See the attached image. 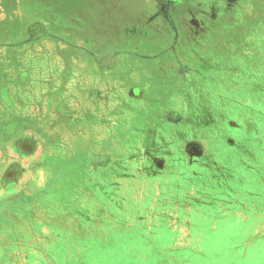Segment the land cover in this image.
<instances>
[{
  "label": "rangeland",
  "instance_id": "374dc122",
  "mask_svg": "<svg viewBox=\"0 0 264 264\" xmlns=\"http://www.w3.org/2000/svg\"><path fill=\"white\" fill-rule=\"evenodd\" d=\"M39 2L40 10L37 12L39 19L36 21L40 22L38 24L41 25L42 32L46 30V33H50L49 36H51L19 50L5 45L22 42L28 35L27 23L32 20L26 19L23 11L18 12L14 9L3 12L0 6V29L8 31L3 33L0 30V73L1 70L7 69L10 74H15L17 68L27 69V67L10 66L7 68V63L16 65L23 61L28 62L30 66L28 68L31 71L34 70L35 74L43 80L35 87L42 93L49 91L48 86H52L55 76L60 81L66 74L70 75L63 67L66 58L78 59L86 55V52L78 50L70 52L69 47L59 39V37L74 38L70 37L64 29L65 23L70 20L65 18L69 14L68 9L73 10L77 5H83L85 7L83 14L88 24L100 25L101 33L98 32L93 36L97 39L98 46L109 48L122 46L124 39L135 42L138 37L124 30L123 25L119 35L110 34L109 27L106 25L111 23L113 18L119 19L120 24L129 18V24L132 21L131 16H137L147 7L146 5H153L145 0H139L138 3L132 0H39ZM49 4L57 7L58 18H48L50 13L46 5ZM218 4L216 10H212V13L220 14L216 23L213 21L211 22L215 24L203 23L201 28H195L187 36L190 47L196 48L189 55L193 61L187 58L188 61L184 65L172 64L168 68L161 67L160 63L165 60L164 55L167 53L161 54L160 58L152 59L131 57L133 58L131 68L134 66L135 75L143 79L140 82L146 81L147 84L155 86L163 80L161 86L165 88L162 90V96L150 103L148 111L150 113L146 116V120L136 121L137 125H142L138 126L143 128L142 134L149 133L147 154L145 148L139 144L138 151L142 155L139 160L141 161L139 165L131 167L128 176L112 175L111 178L107 176L104 178L101 171L103 168L114 167L119 159L123 160L126 157L121 147L112 144L114 133L108 130L110 127L119 125L115 122L117 117L110 116L114 119L111 124L107 123L108 115H104V122L99 119L98 124L97 119L94 122L88 120L89 124H86L85 118L80 121L82 106L79 95L73 98L72 103V111L78 116H69L70 110L66 112L62 108L64 105L62 96L66 94V88L62 82H58L61 85L57 89L58 103L62 104V107H58L60 111L54 117L55 120L54 118L51 120L54 124L48 127L47 121L46 130L27 132L29 139L25 135L22 136L20 131L14 133L3 127L0 106V264H207L209 260L216 261L184 257L176 253L175 250L179 247L192 246L189 238L191 229L187 228L190 220L182 222L183 217L176 206L177 196H172L169 189L176 188L177 171L172 172L171 167L176 159L174 157L176 149L171 136H175V126L181 128L177 120V116L181 113L177 108V97L183 93L185 78L189 81L188 84L186 83L188 87H185V90L187 89L185 93L194 89L198 90L197 85L202 78L198 75L202 71L209 70L210 65L214 64L215 51L223 50L225 45L231 42L232 37H239L242 32L240 29L252 28V24H255L258 19L261 20L264 13V0H242L235 8L224 5L223 0H218ZM133 8V11L130 10ZM140 20L139 17L136 19L137 26ZM158 23L163 26L162 30L168 31L164 24ZM112 24L118 25L119 21ZM155 28L157 31L146 38L149 42L151 40L153 42L150 45L147 44V48L152 46L150 51L154 44L160 45L157 43L158 38L163 41L169 38L167 33L160 34L158 26ZM170 34L172 35V32ZM4 46L5 49H3ZM179 53L185 52L180 50ZM175 56L177 57L176 52L166 55L169 60H173ZM89 57L92 58V56ZM97 57L111 59L109 54L102 52ZM49 59L57 60V66L48 67ZM241 60L243 59L233 58L230 62L239 64ZM41 62L42 66L38 68ZM43 64L47 66L43 67ZM249 64L252 66L253 63ZM258 66L253 64L254 69ZM81 68L83 67L77 69ZM77 71L79 74L82 72V70ZM217 74L221 75L222 72L218 71ZM239 83L240 90L253 87V82L250 86L246 84L243 73ZM258 88L259 86H256V90ZM261 89L262 86L259 92L255 90L258 98L263 92ZM70 93L67 92L69 98ZM155 95H158L157 92ZM221 95L227 96L226 93ZM220 108L221 105L218 109ZM142 109L144 110L143 107ZM51 121L49 120L52 124ZM82 122H85L84 126H81ZM162 125V128L166 129L163 130L165 133L161 132L162 135H160L159 127ZM20 141L22 146L17 149L14 144ZM83 156L89 159L88 165L84 166L88 171H82L83 167L80 168L78 164ZM143 158L147 159L143 160ZM155 158H161L163 161L157 163ZM73 165L76 170L69 172L72 171ZM172 174L174 178H171ZM248 177L251 186L264 187V174L258 175L262 182L256 181L257 179L252 175ZM94 182L102 185L104 183L107 185L108 182L109 185L105 187L108 192L112 191L111 184H113L114 193L111 192L103 196L104 200H100V193L93 188ZM254 196L250 195L252 198ZM252 198H250V204ZM118 200L124 201L123 206L125 205L119 212L120 215L125 214V211L127 215L119 217L117 212L110 211L112 203ZM156 200H163L172 205L159 208ZM251 207L254 208V205L252 204ZM138 208L141 209L138 210ZM140 219L146 223L151 219H157L171 227L173 231H176V227L180 224L187 225L181 227L180 243L178 239L176 240V233L173 234L174 242L169 241L166 233L161 237L162 241H147L150 236L141 241L136 236H130L132 231L140 229L136 227V220ZM146 226L148 230L152 229L149 225ZM142 231L145 234L144 228ZM258 236H264V224L260 227ZM263 252L264 247L261 245L258 253ZM249 253H251L250 250L242 253L243 258L236 257L227 261L230 264H247L246 262L264 264V253L260 263H252L255 259H251Z\"/></svg>",
  "mask_w": 264,
  "mask_h": 264
},
{
  "label": "trees",
  "instance_id": "16d2710c",
  "mask_svg": "<svg viewBox=\"0 0 264 264\" xmlns=\"http://www.w3.org/2000/svg\"><path fill=\"white\" fill-rule=\"evenodd\" d=\"M261 18L264 22V13ZM261 20L258 19L255 24H252V28L240 29L242 32L239 37H232L231 42H228V45L226 44L223 50L215 51L213 57L214 64L210 65L211 67L209 70L202 71L204 73L201 72L198 75L199 78L202 76L199 80L200 84L197 85L198 90L194 89L190 90L191 92L187 91V93H185L187 90H185V87H188L187 84L189 81L187 78L184 80L185 84L182 99H186L189 102V112L183 114L182 117H180L181 113L177 116V120L180 119L181 121L183 119L181 123H178L181 128L175 126V136H171L176 149L174 155L176 159L173 161L171 167L172 172L175 170L177 171V174L175 176L176 188L174 187V189L172 187V189H169V193L172 196H177L176 206L180 215L183 217L182 222H188V220H190L189 225L186 223L183 225L180 224L176 227V231H173L170 229L171 227L169 228L168 225H165L157 219H151L148 223L140 219L139 221L136 220V227H140V229L137 231L135 230L134 232L132 231V235L130 236H136L141 241L150 236L147 241L158 242L162 241L161 237L164 233H166L169 236V241L174 242L173 234L176 233V240L178 239L177 241L180 243L179 236L181 234V227L187 225V228L189 227V229H191L189 238L191 239L192 246H184V248L179 247L176 249V253L181 256L216 260L215 262L209 260L207 264H230L227 260H231L236 257L243 258L242 253L250 250L251 253L249 254L252 257L251 259H255L252 263H260V258L264 252L259 254L258 251L260 250L261 245L264 247V236L259 237L258 235H260V227L264 224V195H262V199H260L257 205L258 209H253L251 207L252 204L256 205L253 202L249 204V213L252 218L254 216H258V214L262 218V220L258 222V225L254 222H249L240 226L236 224L237 222L235 220L232 224H230L231 222L227 223L228 225H224L222 222L218 223L217 226H213L212 233L207 231L204 226L201 227L196 225L195 222H193L192 217L194 213L198 212L197 209H200L201 206L205 207V204H214L213 209L215 210L212 212L213 219H217L219 222L223 221L225 212L224 208L223 210L221 209L220 211H216V206L218 204L216 201H230L234 203L240 199L239 196L229 194L221 187L218 188V186L212 183V180H209L207 177L203 178V175H206V172H210V169L201 168L198 169L200 171L198 174L192 173L193 171H191L190 174L183 176L181 172L184 170V164L181 162L183 158L180 139L184 137L188 140L192 138L193 135L202 134L209 143L206 147V155L208 159L210 156L215 155L218 158L225 155H229L232 158L236 155H244L253 163L263 164L260 168L254 166L252 163H249V167L244 168V171L246 172L244 177L252 175L255 179L258 178V182L259 180L262 182L256 173V169L264 173V23H261ZM243 23L245 24V21ZM233 58H241L243 60H241L239 64L235 62L231 63L230 60ZM249 63L258 64L259 66L257 69H254L253 64L250 66ZM218 71H221L222 74L218 75ZM242 73L245 76L246 84L248 86H250V83L253 82L252 88L248 87V89H238ZM256 86H259L258 90H256ZM261 86V91L263 92L260 93L258 98L255 92H259ZM222 93H226L227 96L221 95ZM179 95L180 93L178 96ZM180 97H177L178 102L175 101L177 102V105L180 104ZM212 98H214V100H212ZM183 102L186 106L184 100ZM218 105H221L220 109H218ZM122 114L115 115L117 117L115 122L119 125L117 127H110L108 130L109 132L113 131L112 133H114L112 139L114 142H112V144L121 147V151L126 155V157H128V159L124 157L125 159H119L114 167L101 169L104 178L106 176L111 178L112 175H119L120 177L128 176V172H130L131 167L133 168L136 164L139 165L141 161L139 160L142 156L138 151L140 149L139 144L145 148V152L147 154L149 133L145 132L142 134L143 128L138 127L142 125H137L136 121H145L146 116L149 113L144 112L143 110L142 113ZM225 119H229L232 122L236 121L234 123L238 125L237 128L232 127L230 130L231 126L228 125L221 128L219 125L210 124L214 122L220 123ZM198 126H201V129H198ZM162 127L163 125L159 127L160 135H162L161 132L165 133L163 130L166 128ZM223 139H226L225 142L230 144L228 145L229 147L227 149L229 151L227 152L221 148L224 146L219 144V142ZM192 144L193 143H189L187 145L192 146ZM231 145H233L232 149H230ZM136 150L138 152H136ZM144 159L147 158H143V160ZM155 159L157 160L155 161L157 163H161L163 161L161 158ZM79 161L80 162L78 164L80 168L83 167L82 171H88L85 170L84 167L89 163L87 156H83V159ZM251 165L254 166V169H251ZM71 168L72 171L68 170L69 172H74L76 170L74 165ZM227 170L230 173L235 171L233 168ZM217 171H220V169H217ZM217 171L213 172L212 177L216 176L215 174ZM171 178H174L173 174ZM107 185H109L108 182ZM107 185L105 183L103 185L98 182L93 183V186L95 187H92L101 195L100 200H104L103 196L109 195L111 192L114 193V185L111 184V192L105 190ZM248 187L252 188L255 186H251L249 181ZM260 188L264 191V187L260 186ZM250 195L252 194L248 195L249 203L250 198H252ZM235 197L237 198L234 199ZM63 203H65V201ZM123 204L124 201L118 200L117 202L112 203V206H110L109 209L112 212H117L119 217H122L123 215H127L126 211L123 215H120L119 213L124 209L125 205L123 206ZM156 204L159 208L162 206L168 207V205H172V203H167L166 201L163 202V200L157 201ZM140 209L141 208H138V210ZM146 225H149L152 229L148 230ZM142 228L146 231L145 234L143 233ZM183 243L186 244L185 242ZM246 263L250 264L248 262Z\"/></svg>",
  "mask_w": 264,
  "mask_h": 264
},
{
  "label": "crops",
  "instance_id": "0c3cea01",
  "mask_svg": "<svg viewBox=\"0 0 264 264\" xmlns=\"http://www.w3.org/2000/svg\"><path fill=\"white\" fill-rule=\"evenodd\" d=\"M119 1V0H117ZM137 1L139 0H132ZM149 4H153V0H145ZM191 4H198L203 1H211V0H188ZM218 1V0H217ZM188 2V3H189ZM44 5V4H43ZM0 6L2 11L4 12L9 10H17L23 11L25 13L26 19H31L30 23H27V37H25L22 42L14 43V45H5L9 47H15L17 50L24 49L29 45H34L39 43L44 38H49L48 33H43L41 35V31L35 32L36 29H41V25L38 20V14L40 10V2L39 0H0ZM126 6L128 4L126 3ZM142 9L141 12L137 15V17L141 18L140 26H133V29L130 31L132 35L138 36L135 39V42H129L128 39H124V44L122 46H112L109 48H102L101 45L98 46L97 44H90L91 41L88 39L85 41L83 37L76 38L73 34H68L70 37L74 38H65L64 44L67 46L68 42H73L72 47L68 49L70 52L73 50H78L80 52H86L85 57L73 59V58H66L64 61L63 67L66 68V72L70 75H65L62 77L63 79L58 81L57 76L54 77V83L48 86V92H40L36 90V84L42 83L43 80L37 76L34 70H30L28 67L29 63H7L6 67H27V69L19 70L15 74H10L9 71L6 69L4 71L1 70L0 73V106H1V120L3 122V127L8 130L16 133L20 131L22 136L29 137L30 131H41L46 130L48 121L49 126L53 125V118L59 113L58 107H62V104L58 103L57 98V89L58 86L61 85L58 82H62L63 86L66 88V94L62 96L64 99V105L62 108L66 110H70L69 116L77 115L74 111H72V103L73 98L78 97L81 100V108L82 112L80 114V121L85 118L86 124L90 122L88 120H92L94 122L95 119L97 124L104 119V115H108L109 118L108 124H111L114 119L110 116L120 115V114H136L142 113L144 108V112H148L150 110V103L153 102L152 100H158L160 96H162V90L165 87L161 86V83L164 82L163 80L159 83V85H149L146 81L144 83L140 82L143 79H140L139 76L135 75L136 69L132 67V59L131 57H135L138 59H152V58H160L161 54L167 53L166 55H172V53L177 54L172 58L173 60H169L166 55H164L165 60L160 61L161 67H168L174 65H178L176 61H181L182 65L187 63V58L191 51H195V46L193 48L190 47V43L188 42V34L192 32L195 28H201L204 24H215L216 19L212 20L209 16L207 18L198 17L199 20L196 25L189 24L187 26L178 25V32L177 34H170L172 32L170 28L167 29L168 31L165 32L163 26H160L158 22H162L161 18L157 17L154 13L155 8L152 6H148ZM10 7V8H9ZM129 7V6H128ZM48 13V18L56 19L58 18V10L57 7H53L52 5H46ZM130 10H134L130 9ZM84 6L82 8H76L75 12L68 9V15L65 18H70L75 22H78L79 19L86 20V16L83 14ZM131 13V11L129 12ZM216 14L220 15V14ZM70 15V16H69ZM24 19V20H26ZM188 19V17H186ZM117 19L113 18L111 20L114 23ZM215 23H213V22ZM111 23V24H112ZM113 25V24H112ZM155 26L162 28L161 30L158 29L161 35L165 33L169 34V38L163 41L162 39L158 38L157 43L154 44L152 51H150V47L147 48V44H152L146 38H148L154 31H157ZM114 28V27H110ZM65 29V26H64ZM3 33H8L7 30H3ZM212 30V29H210ZM172 37H171V36ZM75 42V43H74ZM166 42V43H165ZM17 44V45H16ZM5 46L3 49H5ZM51 46V44H50ZM159 46V47H158ZM40 47V46H39ZM55 47V45H54ZM146 47V49H144ZM12 49V48H10ZM182 50L185 53L180 54L179 51ZM107 53L110 55L111 59L99 58L100 53ZM89 56H93L92 58ZM96 56V58H95ZM118 57V58H117ZM123 57V58H122ZM86 58V60H84ZM193 61L192 59H190ZM138 61V60H137ZM44 63V62H43ZM57 60L49 59L47 64L48 67H56ZM47 64H43L47 66ZM42 66V62L38 65V68ZM83 67L78 70H82L81 74L77 73V68ZM35 68V67H33ZM122 68H124L122 70ZM69 69V70H68ZM162 69V68H161ZM169 70V69H168ZM129 71V72H128ZM14 76V78H12ZM51 76V75H50ZM71 77V78H70ZM17 78V79H16ZM16 79V80H15ZM159 95H155V92ZM67 92L70 93V98L68 97ZM74 96V97H73ZM181 98H183V93H181ZM61 99V98H59ZM182 100L185 101L182 103ZM178 110L181 112V116L183 114L188 113V106L189 102L186 99H181L180 104L177 105ZM150 113V112H148ZM122 114V115H123ZM78 116V115H77ZM52 122V124L49 122ZM55 120V118H54ZM180 121V119H178ZM75 121V120H74ZM178 121V122H179ZM76 122V121H75ZM101 122H104L101 121ZM85 122H82L81 126H84ZM50 129V128H49ZM198 129H201V126H198ZM232 127H230V130ZM192 138H199L204 142L205 146H208L207 140L204 138L202 134L193 135ZM29 139V138H28ZM16 143L18 145H16ZM20 142H15L14 146L20 148L22 144ZM226 143V142H225ZM13 146V144L11 145ZM233 148V145L230 146V149ZM237 149V148H234ZM233 149V150H234ZM263 176V174H262ZM208 178L212 180L211 170L210 172H206V175H203V178ZM243 201V200H242ZM252 201V200H251ZM216 206V211H220L221 209L225 212V216L223 217V221H219L217 219H213V205L214 204H205L201 206V208L197 209V213H194L192 220L195 222L196 225L205 227L207 231L212 233L213 226H217L218 223H224V225H228L227 223H233L235 220L237 225H244L249 222H254L258 225V222L262 220L261 216H254L252 218L251 214L249 213V208H243L240 206H227L226 203L218 202ZM244 202V201H243ZM229 207V208H228ZM207 211V212H204ZM207 213V214H205ZM234 214V216H233ZM221 225V224H219ZM213 241V240H212Z\"/></svg>",
  "mask_w": 264,
  "mask_h": 264
},
{
  "label": "flooded vegetation",
  "instance_id": "af4514ba",
  "mask_svg": "<svg viewBox=\"0 0 264 264\" xmlns=\"http://www.w3.org/2000/svg\"><path fill=\"white\" fill-rule=\"evenodd\" d=\"M240 1L242 0H223V2H225L224 5L230 8L237 7ZM188 2H189L188 0H153V7L155 8L154 13L155 14L157 13L156 16L161 18V20H163L161 23L164 24L166 27L168 26V28H170L172 33H175V34H177L178 32V25L180 24L183 26L192 24L193 26V25L198 24L197 23L199 21L197 19L198 17L207 18L209 16L212 20L218 17V15L216 17V14L212 13V10L215 11L219 5L217 0L203 1L201 2L202 3L201 5L200 3L191 4L190 2L189 3ZM76 8H82V6L77 5ZM72 11L75 12V9H73ZM217 14H219V12H217ZM186 17H188V19H186ZM130 18H132V21L129 24H128L129 18L121 24H120L121 21L117 19V21H119L118 25L117 24L112 25L111 24L112 22L110 21L111 23H108L106 25L109 27L108 28L109 33L112 35L114 34L119 35L121 33V25H123L124 30L131 33L130 30L133 29V26H136L135 25L136 19L138 17L134 15V16H131ZM114 21L116 22V20ZM138 24L139 25L141 24V20L138 22ZM99 27L100 25L98 26L89 25L88 20H84V19L83 20L79 19L78 22H75L74 20L70 19L69 21L65 23V31H67L68 34H74L76 38L83 37L85 41L88 38V40L91 41L90 44H95V43L97 44V39H95L93 36L97 34L98 32L101 33V29ZM110 27H114V28H110ZM69 29H71L70 32H69ZM39 31H41V34L46 33V30L45 32L44 30L42 32V28L38 30L36 29L35 32H39ZM59 39L63 42L65 41L64 38L59 37ZM72 43L73 42L67 41L66 44L67 46L72 47ZM176 62L178 63V65H182V62L180 60ZM76 72L79 73L78 71ZM182 121L183 119L178 123H181ZM210 124L219 125V127L221 128H224L226 125L231 126V127H236V128L238 126L236 123L230 121L229 119H225L223 122H220V123L214 122ZM225 140L224 139L221 140L219 144L221 146H224L221 148L225 152H227L229 151L227 148L229 147L228 145L230 144H228L227 142L225 143ZM180 143L182 144L181 150H182V158H183L181 162L184 164L183 166L184 170L181 172L183 176H185L186 174H190L191 171H193L192 173L198 174L200 173L198 169H201V168L208 169V170L210 169L211 174H213L214 171H217V169H220V171H217V173L215 174L216 176L212 177V183L218 186V188L221 187L225 189L226 192L229 194L239 196V199H240L238 201H235L234 203L230 201L222 202V203L223 204L226 203V205L229 207L231 206H238V207L241 206L242 207L243 206L244 208H249L250 203L248 202L249 200L248 195L252 194V196L256 195L252 198V202L256 204L254 205L253 209H258L257 205L260 199H262V195H264V191L259 186L252 187V188L248 187L249 180H248V177H244L246 173L244 171V168H248L249 163L254 164V166L256 167H260V166L262 167L263 164L253 163L248 159V157L244 155H241V156L236 155L234 156V158L230 157L229 155H225L223 157L218 158L215 155V156H210L208 159L206 155V146L204 142H202V140L199 138H190L186 140L184 137H182L180 139ZM189 143H193L192 146L187 145ZM254 166L251 165V169H254L253 168ZM232 168L235 169V171L231 173L228 172L227 169H232ZM256 170H257L256 171L257 175L261 176L262 174H264L260 170L258 169ZM236 198L237 197H235L234 199Z\"/></svg>",
  "mask_w": 264,
  "mask_h": 264
}]
</instances>
